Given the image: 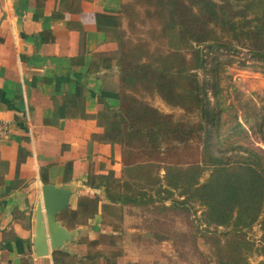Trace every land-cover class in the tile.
Here are the masks:
<instances>
[{
	"label": "trees",
	"instance_id": "obj_1",
	"mask_svg": "<svg viewBox=\"0 0 264 264\" xmlns=\"http://www.w3.org/2000/svg\"><path fill=\"white\" fill-rule=\"evenodd\" d=\"M95 21L109 50L93 55L89 71L116 69L119 78L118 89H102L103 108L92 115L103 127L97 139L121 147V169L101 167L99 174L88 175L87 184L102 190L109 202L103 207L159 201L166 209L170 200L169 207L187 211L197 203L212 264H251L252 255L264 257V148L244 143L249 133L237 115L228 124L233 106L223 98L228 60L221 58L222 52L244 47L264 62V0H124L97 12ZM82 87L66 95L67 108L81 109ZM147 96H160L183 114L164 112ZM255 133L264 143V115ZM191 149L196 159L169 161V155ZM101 200L97 193L81 195L59 219L69 229L88 225ZM257 224L261 246L248 235ZM151 234L167 238L158 232L136 236L151 246ZM93 236L79 240L88 246L80 263L117 264L124 251L115 249L116 234ZM105 241L114 249L98 248ZM68 255L54 251L55 263H66Z\"/></svg>",
	"mask_w": 264,
	"mask_h": 264
},
{
	"label": "crops",
	"instance_id": "obj_2",
	"mask_svg": "<svg viewBox=\"0 0 264 264\" xmlns=\"http://www.w3.org/2000/svg\"><path fill=\"white\" fill-rule=\"evenodd\" d=\"M121 1L0 0V121L10 125L0 136V264H82L88 246L79 240L121 209L103 207L109 202L102 190L87 184L90 172L122 167L120 145L97 139L103 127L92 116L103 108L99 95L116 69L89 71L93 55L109 50L95 15ZM80 83L81 109L67 108L66 95L76 93ZM70 181L76 182L72 208L81 195L97 193L102 200L88 225L70 229L75 241L56 249L69 253L67 262L55 263L56 250L38 256L34 249L36 212L43 183ZM130 258L164 264L154 259L155 249Z\"/></svg>",
	"mask_w": 264,
	"mask_h": 264
},
{
	"label": "rangeland",
	"instance_id": "obj_3",
	"mask_svg": "<svg viewBox=\"0 0 264 264\" xmlns=\"http://www.w3.org/2000/svg\"><path fill=\"white\" fill-rule=\"evenodd\" d=\"M124 25L128 28L126 20ZM221 58L228 60V68L223 74V98L226 104L233 106L232 111L226 115L228 124L233 123L232 120L237 115L249 133V138L245 139L244 143L264 148L260 136L255 133L256 124L264 115V62L251 58V54L244 47H239V50L233 52H222ZM199 73L201 77H205L203 71ZM105 83L108 88L118 89V73L111 74ZM146 99L153 106L164 112L173 113L176 117L183 114L181 108L167 104L160 96H147ZM230 133L231 131L228 130L224 135L227 136ZM183 153L180 156L169 155V161H192L198 157L197 151L192 149ZM100 194L104 196V192L101 191ZM164 203L168 205L166 209H161L159 205L163 204L156 201L154 204L125 205L118 211L113 210L104 221L97 223L100 228L93 237H101L102 230L108 231L107 234H116L118 246L115 249L124 251L122 257L118 258L120 259L119 264H153V259L144 263L142 262L144 260H131L130 257H135L138 252L152 253L154 249V259L162 260L164 264H212L210 246L202 237L200 230L203 225L200 220L202 206L195 203L190 210L184 211L181 208L169 207L170 200ZM106 221L113 225L108 226ZM149 232H158L167 238L157 240L155 235L151 234L149 236L151 246H147L137 239L136 234ZM261 234L259 224L248 232L249 237L256 241L257 246H261ZM139 242L142 243L139 244ZM98 248L106 252L114 249L106 241ZM263 258L259 254L252 255L251 264H257Z\"/></svg>",
	"mask_w": 264,
	"mask_h": 264
},
{
	"label": "water",
	"instance_id": "obj_4",
	"mask_svg": "<svg viewBox=\"0 0 264 264\" xmlns=\"http://www.w3.org/2000/svg\"><path fill=\"white\" fill-rule=\"evenodd\" d=\"M75 181L62 185L42 184V201L36 212L34 249L38 256L50 255L53 250L74 242L73 231L67 228L59 214L70 206Z\"/></svg>",
	"mask_w": 264,
	"mask_h": 264
},
{
	"label": "built area",
	"instance_id": "obj_5",
	"mask_svg": "<svg viewBox=\"0 0 264 264\" xmlns=\"http://www.w3.org/2000/svg\"><path fill=\"white\" fill-rule=\"evenodd\" d=\"M10 130V125L7 122L0 121V136H5Z\"/></svg>",
	"mask_w": 264,
	"mask_h": 264
}]
</instances>
